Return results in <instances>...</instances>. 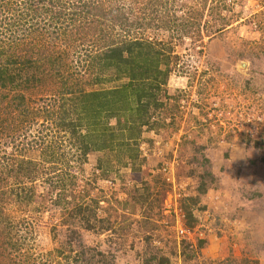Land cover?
<instances>
[{
  "label": "rangeland",
  "instance_id": "obj_1",
  "mask_svg": "<svg viewBox=\"0 0 264 264\" xmlns=\"http://www.w3.org/2000/svg\"><path fill=\"white\" fill-rule=\"evenodd\" d=\"M218 1H99L128 27L100 22L68 62L110 101L89 136L86 97L31 91L28 139L55 150L0 157V264H85L80 242L106 264H264V0Z\"/></svg>",
  "mask_w": 264,
  "mask_h": 264
},
{
  "label": "trees",
  "instance_id": "obj_2",
  "mask_svg": "<svg viewBox=\"0 0 264 264\" xmlns=\"http://www.w3.org/2000/svg\"><path fill=\"white\" fill-rule=\"evenodd\" d=\"M99 1L0 0V137L4 139L0 144V157L8 158L6 150L9 147L15 149V152L38 147L41 153L49 150L54 154L55 148L50 146L44 136L28 139L31 137L30 127L33 120L28 116L31 112L26 107V102H28L27 98L30 99L31 91H39L43 87L52 91L48 79L55 77L63 82L60 85V99H55L54 104H57V100L65 99L67 95L68 98L70 97L68 100H80L81 97H86L80 102V110L77 114L80 113L82 119L78 117L77 126L81 131L82 123L87 119L86 123L90 127L88 135L97 131V119L105 107L103 101L106 99L109 102L110 94L109 92L84 94L79 86L81 82H76L74 78L84 69L83 63L79 59L78 65L68 61L72 53L78 52L86 58L91 55L88 51L82 52L83 45L88 30L95 31V28L98 30L100 22L110 23L113 27H128L127 19L121 15L118 8L113 11L99 10L101 5ZM103 58L108 62V66L118 68V66L122 67V64L125 65L126 57L123 58L117 48H108ZM131 72L135 77L134 70L131 69ZM66 110L69 111L67 108ZM51 111L53 114L54 108ZM77 126L72 125L70 133L77 134L79 132ZM14 131L12 137L11 133ZM88 135L80 132L79 136L82 138L79 142L83 144V139ZM81 149L87 155L89 151L87 143ZM59 151H63V147H59ZM1 175L2 172L0 177ZM54 181L53 185L63 186L61 179ZM13 246L15 247L14 244ZM77 246L79 251L75 257L79 261L82 259L85 264H93L94 261L96 264H106L107 261L101 252L90 254L91 248L81 242ZM97 255L103 258L98 263Z\"/></svg>",
  "mask_w": 264,
  "mask_h": 264
},
{
  "label": "built area",
  "instance_id": "obj_3",
  "mask_svg": "<svg viewBox=\"0 0 264 264\" xmlns=\"http://www.w3.org/2000/svg\"><path fill=\"white\" fill-rule=\"evenodd\" d=\"M181 232L184 233V230H182Z\"/></svg>",
  "mask_w": 264,
  "mask_h": 264
}]
</instances>
